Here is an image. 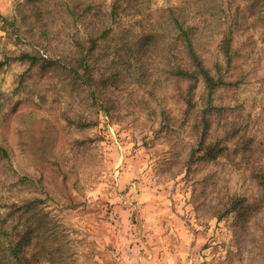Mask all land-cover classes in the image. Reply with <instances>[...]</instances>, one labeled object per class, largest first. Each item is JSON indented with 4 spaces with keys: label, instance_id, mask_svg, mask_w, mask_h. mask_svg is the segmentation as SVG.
<instances>
[{
    "label": "rangeland",
    "instance_id": "374dc122",
    "mask_svg": "<svg viewBox=\"0 0 264 264\" xmlns=\"http://www.w3.org/2000/svg\"><path fill=\"white\" fill-rule=\"evenodd\" d=\"M114 1L0 0V212L44 200L12 237L31 230L32 264H264V0ZM176 18L228 82L190 110ZM90 37L94 95L64 66Z\"/></svg>",
    "mask_w": 264,
    "mask_h": 264
},
{
    "label": "trees",
    "instance_id": "16d2710c",
    "mask_svg": "<svg viewBox=\"0 0 264 264\" xmlns=\"http://www.w3.org/2000/svg\"><path fill=\"white\" fill-rule=\"evenodd\" d=\"M118 5L119 0H115L112 5V9L110 12V16L113 20L116 19V15L118 14ZM177 31V37L179 39L181 45V51H178L176 54H172L167 60L168 62L171 59H174L171 62V67L167 70L169 75L176 80L177 84H186V88L182 94L183 100L186 104L187 110H190L194 107L195 103L193 100L194 91L197 88L200 81H202L206 89L208 91V102L211 103V96L219 87L227 84L228 82L224 79L222 75V67L220 64L216 65L215 73L212 68H210L204 58L196 49V45L194 42V36L189 28H184L182 23L179 22V19L175 20ZM95 37L89 38V46L86 47L85 44L81 40H77L76 42V56H68L69 62L67 64L64 63L70 73L74 75L75 78L80 79L86 85H89L93 89L94 95V86L93 81L95 80V76L93 73V63L95 54L97 51ZM140 51L146 54H154L157 51L158 43L155 36L145 35L140 38ZM119 51L125 52L126 55H129L131 48L126 45V42L121 44L119 49L117 50V54L121 56ZM139 51V53H140ZM129 53V54H128ZM223 53L225 58L227 59V64H231L232 54H231V45H230V37L227 36L224 39ZM138 55V54H136ZM180 55V58H179ZM124 57V56H122ZM135 57V56H134ZM20 60H30L31 62L37 61V57L32 56L29 53H22L18 56ZM50 63L54 61L57 63H61L62 59H54L48 58ZM124 61L129 64V60L127 58ZM131 65H129V68ZM83 70V72H82ZM210 107V106H209ZM208 108L205 110V112ZM202 125V133L199 138V145L204 146L202 141L205 138V134L207 133V127L209 122L205 116H203ZM217 144V143H216ZM207 145L204 148L203 157L215 159L219 154L222 153L223 149L219 148L218 144ZM201 149L203 147H200ZM2 153L4 158L9 157L7 150L2 149ZM261 167L260 171L257 172V177H259L260 181L264 183V169ZM27 176H23L22 180H27ZM44 200L40 198H26L23 200V203L12 202L7 205L9 210L7 214L0 212V264H32V256L35 254L29 253V249L27 247L30 242L31 230L26 231L22 234H19V238H13L12 235L15 233L17 229V224L12 225L10 228V220L11 216L16 214L22 219L25 217L34 206L43 203Z\"/></svg>",
    "mask_w": 264,
    "mask_h": 264
}]
</instances>
